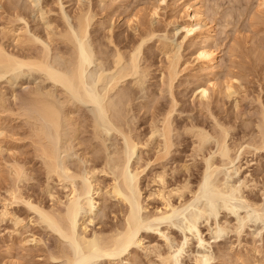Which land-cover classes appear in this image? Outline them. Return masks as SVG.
<instances>
[{
  "label": "bare ground",
  "instance_id": "6f19581e",
  "mask_svg": "<svg viewBox=\"0 0 264 264\" xmlns=\"http://www.w3.org/2000/svg\"><path fill=\"white\" fill-rule=\"evenodd\" d=\"M56 1L60 9L58 14L60 23L51 16L52 10L48 9L44 0L28 2L36 9L38 20L43 26L41 32L32 30L26 15L21 11L22 8L20 9L15 1H11V6L9 4L11 12L8 16L6 15L7 17L3 18L0 14V18L3 19V22H0V176L2 177L0 178L1 180L4 178L6 182L2 183L4 194H0V223L4 221L11 223V227L9 226L11 231L8 230L10 238L12 239V235L22 236L24 230H21L30 223L41 225L46 230V235L50 234L54 237L53 242L55 239L54 248H50V251L47 249L44 255L48 253L46 260L50 263L54 260L56 264H93L99 259L104 264L106 262L114 264L117 258L123 256L139 264L141 260L138 261V258H135L134 246L142 247L147 256L155 258L150 259L149 256L148 264H177L191 234L197 235L199 244L205 240L203 230L198 226L201 220H206V223L211 220L208 229L212 237L217 238L223 231H235L240 236L248 221L258 220V218L264 221V200L258 201L245 194L248 182L251 179L255 181V178L248 173L239 182L229 183L227 177L225 179L223 175H220L221 168L225 165L231 166L235 173L241 172L243 162L239 161L242 154L252 152L251 149L254 152L264 148V110L260 113L261 122L257 124L258 134L252 132L253 136L256 137V134L258 138H252L251 141L248 139L249 142L244 145L238 142V146L234 144L236 147L233 144L230 145L227 140L232 129L228 126L231 125L225 126V123L216 120V117L213 121H216L217 125L214 123L216 127H220L219 131L213 127L211 132L207 129L208 126L203 125V122L200 125L192 121L190 124L186 122L187 125L181 128V133L183 129L184 133L192 138V155H189L193 157V161H198L200 158L203 166L200 165L203 169L199 170L201 171L199 179L194 180L196 185L191 181V177L187 178V176L186 178L183 176L184 180L169 182L170 167L168 165L166 167L167 163L161 165L163 162L159 161L160 168H153L154 171H150L153 186L147 194L143 187V178L148 174L147 169L154 161L158 162L167 158L175 143L173 142L172 113L177 101L173 94V85L181 71L178 68L179 49L187 38L198 45L196 59L202 71L205 70L206 73L208 71L211 74L208 83H200L196 88L201 107L204 105L208 110L211 90L216 91L218 88L217 81L214 80L217 57L214 49L209 46L214 35L208 25L203 0L184 4L186 19L179 26L185 34L178 45L168 41L169 37L166 33L157 35L159 38L155 46L158 45L165 58V62L162 63L164 61L162 59L159 66L163 73L162 82L164 85L166 81L165 88L170 91L173 103L171 102L169 110L167 109L162 115L158 113L161 117L157 116V118V113L153 112L156 115L151 116L155 118H150L152 119L151 126L149 125L150 130L148 129V134L141 135L142 139L139 136H133L132 127L129 129L130 125L126 121L129 127L124 124V109L127 111V106L131 105L130 101L124 100H127V96L130 100V94L128 95L126 89L125 92L123 90L117 93L114 90H118L119 84L128 77L132 78L131 84L136 85L149 76V67L141 65V58L144 45L156 37V30L154 28L148 31L143 30L136 44L131 45L132 48L125 54L114 42L113 28L108 26L107 34L105 33L103 37L106 42L102 43L103 40H101L97 44L100 47H97L95 41L90 39L91 26L95 17L90 3L85 5L82 0H77L71 21L72 18L65 11L62 0ZM100 1L103 3L116 0ZM157 2L158 4L150 5V27L154 26V20L159 15V7L166 4L167 0H157ZM260 4L264 5V0H261ZM31 5L28 4L32 9ZM134 16L133 22L136 18L135 23L141 26V20L137 15ZM129 22H132L131 19ZM110 46L115 47L111 53L107 50ZM95 62L98 63V68L90 73L89 68ZM35 74L39 75L41 83L31 85L24 94L19 95L14 84L21 81L25 75ZM232 74L228 76L229 73L226 76L224 84V92L229 97L237 93L235 81L238 80V76ZM4 78L10 86L9 91L1 83ZM19 84L23 86L24 81ZM114 94L121 97L122 106L119 97L116 98ZM88 104L93 107L90 120L84 119L86 116L81 113L82 107ZM11 118L12 120L20 119L22 123L24 122L23 126H28L29 131L26 137L33 146L34 160L40 163L41 170H38L42 172L44 179L42 191L46 195L42 194V196H48L47 198L51 199L50 205L34 200L33 194L25 192L26 185L31 181L35 182L37 170L32 167V164L31 167L29 166L30 162L25 161L30 158L21 159L22 152L18 149L16 142H19L22 137H17L12 130L13 126L10 127ZM85 123L87 126L84 127ZM87 127L91 131L89 134L91 138L88 137L87 140L92 141L84 140V135L89 133L86 132L89 129ZM114 131L122 139L120 148L115 150L114 146L110 147L108 144ZM26 137L24 136V139ZM87 142H91L90 145ZM154 143L157 148L155 160L149 157L145 162L141 159L143 155L137 156L139 159L135 158L136 161L133 160L140 149L150 148ZM140 160H143V163ZM180 165L183 170L190 173L191 165L184 162ZM33 169L36 170L35 173ZM178 170L173 168L172 172L176 173ZM188 175L192 176V170ZM249 176L251 179L248 178ZM107 177L109 181L107 179L106 182L104 180ZM147 178L150 179V176ZM256 183L253 186H257ZM262 193L264 195V188ZM151 200L159 203L154 209L150 208ZM21 204L25 206V209L27 208L28 213L30 212L27 217L16 208ZM114 205H117V208L121 205L118 212L120 217ZM239 208H245L244 213L238 214ZM97 209L101 210L102 217L99 216L101 220L98 224L102 223V226L89 229L88 223L95 222V218L98 219L96 216L99 210L97 213ZM221 209L225 210L227 215L236 214L234 215L236 222L232 223V220L226 217L222 221L218 220L217 215ZM106 218H111L113 222L111 221L112 223L108 225L111 219L108 221ZM177 226L187 230L190 235L185 233L182 241L173 244L176 236L172 228ZM149 230L158 231L161 242L146 241L148 242L146 243L145 238ZM36 233L32 232L30 236L21 238L20 243L33 241L36 245L45 244L42 234ZM204 252L193 255L191 264H208L210 258ZM19 261L21 262L20 259L16 260L12 257L7 263L21 264L22 262ZM243 263L246 262L243 261ZM247 264L251 263L247 262Z\"/></svg>",
  "mask_w": 264,
  "mask_h": 264
},
{
  "label": "rangeland",
  "instance_id": "374dc122",
  "mask_svg": "<svg viewBox=\"0 0 264 264\" xmlns=\"http://www.w3.org/2000/svg\"><path fill=\"white\" fill-rule=\"evenodd\" d=\"M11 1L13 2L15 1V3H17L18 6H20L19 8L20 9L22 8L21 11L26 15L32 30L35 29L36 31L41 32L43 26L38 20L36 9H34L33 6L30 3H28L30 0H1L0 1L1 16L5 18L8 16V13L10 14L11 12L10 6L12 5ZM82 1L85 5L90 3L92 12L95 15L93 24L91 26L90 39H92V41H95L94 43L96 45L99 44L98 42H100L101 40H103L102 43L104 42L105 39L103 37L105 36V33L107 34V28L111 26L110 28H113V33H114L113 34L114 42L117 44V47H119L123 52H125V54H127L128 51L132 48L131 45L134 46L136 44V42L139 39V34L143 32V30L148 31L150 28H154L156 30L157 33L155 35L156 37H153L152 39H150V41H147L146 44L144 45L143 54L141 58L142 60L141 65L142 66L144 65L147 68L149 67L148 69L149 76L142 83L136 85L133 84L134 86L131 84L132 78L128 77L127 80L120 83L119 87H117L120 90L119 89L114 90L115 93H117L123 90L125 92L126 89V92L128 91V95L130 94L129 98L131 96L132 99L130 98L129 100L127 94L125 95L127 96L126 97L127 100L123 99L124 101H128V102L130 101L129 104H131L130 106H127L128 104H126L125 102V105L128 108H126L127 111L124 109V113L122 111V113L124 114V118H123L124 124L126 123L129 124L130 125L129 129H131L132 127L131 131L135 133L134 134L131 132L133 136L136 135L141 137L142 139L143 138L142 136L144 134L145 135L148 134L147 131L150 130V126H151L150 121H152V119L155 118L152 116L154 114L156 115L157 113L156 117L157 116L161 117L160 115L166 112L167 109L169 110V108L171 107V102L173 101L171 100L173 98L170 91L168 90V88H165L166 81L164 85L162 82L163 73H161L159 66H161L160 64L162 59L164 60L165 58L164 55L159 50L158 45L155 46L158 43L157 40L159 38L157 35L159 34L160 36L166 33L169 37V40L168 39L167 40L173 42L175 45H178L181 41V38L183 39V36L185 34L184 31L179 26V24H181L182 21L186 19L184 4L185 3L193 4L196 3L198 0H167L166 4L161 5L159 7V11H158L159 15L157 18H155L154 26L152 27H150L151 24H149L150 5L158 4L157 0H116L114 2L108 1L103 3L100 0H90V1L82 0ZM260 1L261 0H203V5L206 12L208 25L213 30L212 34L214 35L213 36L214 38H212V40L210 41L209 46L211 47V49H214L213 51L215 52L217 57V68H215L216 75L214 80L217 81L216 83L218 84V88L216 91L211 90V97L209 100L210 104H208L209 105L208 110L204 105H202V107L204 106V108H202L199 97H197L196 88L198 87V85H200V83L201 84L208 83L207 81L211 77V74H209L208 71L207 73L205 72V70L202 71V68L200 67L196 59V55H197L196 51L198 45L193 44L190 41V39L187 38L182 43V46L179 49L180 61L178 68L179 71L180 70L181 71L179 72V75L175 79L173 85V94L177 101V104L172 113L173 114L172 119L174 123L173 142L175 143L172 147L171 153L168 155L167 158L158 160V162L157 160L154 161L151 164V167L147 169L148 174L146 177L143 178V187L146 194L149 192V189L153 186L151 183V175L152 172L154 171L153 168L159 169L160 162H163L161 163V165L167 163L166 167L167 165L170 167V168L168 167L170 169V170L168 169L170 176L168 177L169 182L172 183V180L173 182L184 180L186 178L185 176H187V178L191 177V181L196 185L195 181H197L199 179V175H201L200 174L201 171L199 170L200 169L202 170L203 166L200 161L201 160L200 158H198V161L197 160L193 161V157H191L192 138L189 137L190 135L185 134L183 129H182L183 133H181V128H184V126L187 125L186 122L190 124V121H192L193 123L196 124L198 123L199 125L201 124V122H203V125L205 124L204 126L206 127L208 126L207 129L210 130L211 132H212L211 128L213 127L217 128V130L219 131L220 127L219 126L216 127L217 125L215 123L216 121H213L215 120L216 117L217 118L216 120L222 122L223 124L225 123L224 124L225 126L231 125L228 127L232 128L230 130L232 133L230 132L231 135L229 133L227 140L228 143L230 145L233 144L234 147H236L234 144L238 146L240 143H243L244 145L247 144L250 139L258 138L257 137L258 135H256L258 134L257 124L261 122V120H259L261 119L260 113H262V111L264 110L263 108L264 107V5L260 4ZM62 2L65 11L68 13L70 18H72L71 19L72 21L73 20L72 16L77 6V0H62ZM44 3L47 5L48 9L50 8L52 10L50 12V14H52L51 16L54 17L56 21L58 20L60 23L61 19H59L60 15H58L60 12V9L58 8L59 4H57L58 2L56 0H44ZM28 4L32 6L33 11L31 7L28 6ZM134 15L135 16L137 15L138 18L141 20L140 21L141 26H137V24L135 23L136 18L133 22ZM129 19H131L132 22H129ZM2 20L3 19L0 18V22H3ZM115 43L114 46L116 45ZM111 46L108 47L107 49L110 50L109 51L110 53L112 52L113 49L115 50V47L111 48ZM97 47L100 46L97 45ZM109 52L107 51V53ZM164 62L165 60L162 63ZM97 68H98V63L96 64L95 62L90 66L89 72L91 73V71H94ZM229 73L230 75H228ZM231 74L234 76L235 75L238 76V80L235 81V87L237 89V93L236 95L234 96L232 95L231 97H229L224 92L225 90L224 84H225L226 76L227 75L231 76ZM21 81H24L23 86H20L19 84V82ZM21 81L14 84L16 92L19 95L24 94L25 91H27L31 85L35 83H41V78L37 74L27 75V76L25 75ZM1 83L9 91L10 86L5 78L1 80ZM115 97L118 98L119 95L117 96L116 94ZM235 97L237 99V103H238L237 105H236ZM120 98L121 97H119V100ZM114 100L117 101L118 99H114ZM121 102L122 103H120V105L122 106L123 101ZM81 110H80L81 113L85 114L86 116L85 118L84 117L83 118L90 120L91 113L93 112L92 105L90 104L84 105ZM154 111L156 113H153ZM158 113H160V115ZM210 113L213 114L214 117L211 116ZM8 121H10V119H8ZM21 121L22 120L20 119L12 120L9 122V125L10 127L13 126L12 130L13 132L16 133L17 137L18 136L20 138L22 137V139L19 140V142L18 141L16 142V144L18 143L17 144L18 149L20 150V152H22L23 156L25 157L23 158L22 154H20L21 159L25 160L27 158L30 159L32 158L31 160L27 159L25 161H28V163L30 162L29 166L31 167L32 164V167H34L38 171L37 172L36 170L33 169L34 173L35 171L37 173V174L35 173V178L36 179L38 178L37 179L38 183L41 181L39 183V186L38 183L36 182V179H35L36 184L34 181L28 183L27 184L28 186L26 185L25 192L29 194H33L34 196L32 195V197L34 200H40L44 202V204L50 205L52 202L51 199L47 198L48 196L47 197L42 196V194L43 195L45 194L42 191V184L44 179H43V175H41L42 172L41 173L39 172V170H41L39 166L40 163H38V160H34L35 155L33 152L34 150L33 146L30 140L26 137L28 135L27 132L29 131L27 128L28 126L27 127L23 126L24 122L22 123ZM85 126H87V124L84 125V127ZM88 130H86V132L89 133L85 134L84 135L85 138L84 137L83 138L85 141L88 140L92 141L91 139L87 140L88 137L91 138L90 137L91 135L89 136V134H91L90 128ZM252 132L254 133L256 132L255 134L256 137L253 136L254 133ZM24 136L26 137L25 139ZM110 138H109L110 140L108 141L110 147L114 146V150L116 148H120L122 144L121 136H119L114 131V134H111ZM238 142L239 144H237ZM90 143L87 142V144L89 145ZM212 146H214V143H212ZM212 146L210 148H212ZM145 148L146 147H144L143 150L140 149L139 154L136 153L137 155H134L133 160L136 161V159H139L138 158L139 155L140 156L143 155L142 158L141 157L140 158L143 159L144 161L145 160L147 161L149 157L150 159L152 158V160L156 158L157 148L155 143L152 144L150 148L147 147L146 148L147 151L145 150ZM250 151L252 152H245L246 154L243 153L240 158L241 161L239 162L241 163L243 162L242 163L243 167L241 172L235 173L232 170L231 166L228 167V165H225L222 166L221 168L222 171L220 172L221 173L220 175H223L224 178L227 177V181L229 183L230 182L236 183L242 180L243 177L245 178V176H247V174L250 173V176L252 178H255L254 179L255 181H253V179H251L250 176L248 177L251 179V181L248 182V187H246V189L244 188L245 192H247L245 194L250 196V198L252 199L255 200L258 199V201H263L264 195L262 191L264 188V148L257 151L254 150V152L253 149H251ZM143 160H140V162L142 161L141 163H143ZM217 160L219 159L217 158ZM36 162L37 164H35ZM183 162L185 164L188 163V165H191L190 173L189 171L187 172L185 171V169L183 170L181 168L180 164H183ZM241 163H237V164H241ZM178 165H180V167ZM172 167L177 170L180 168L181 169L176 171V173L174 172L176 174L175 175L172 172L173 169ZM151 170L152 172H150ZM191 170H192V176L191 175L189 176L188 174H191ZM170 171H171V175H170ZM37 175L39 176L36 177ZM172 175L173 177H171ZM149 176L150 179L147 178ZM183 176L185 178H183ZM108 177L105 178L104 181H106ZM1 178H0V188H1L0 194L3 193L4 191L3 188L4 185L2 184L4 182V178L3 180H1ZM40 178H42V180ZM107 181H109V179ZM254 182L255 183L257 182L256 183L257 186H253V184L255 185ZM259 186L260 187L263 186V187L259 188ZM39 187L41 188V191ZM40 198H42L43 200ZM114 203H116L115 200ZM117 204L119 205L120 203L118 202ZM156 204L159 205L157 201L151 200L150 208L153 207L154 209V207L157 206ZM24 207L25 206L22 204L16 206V208H18L17 210H19L20 213H22V215L25 214L23 216L27 217L30 212L28 213L27 208L25 209ZM117 207L118 206L116 205L115 206L117 210L116 213L120 217L121 215L118 212L121 205L119 208ZM98 210L99 209H97L96 212ZM244 211L245 208H239V211L237 210V213L242 214L244 213ZM98 212H97L98 215L96 213L97 215L96 217L98 219L95 218V222L88 223L90 225L89 229L91 228L97 229L98 227L102 226V223L98 224V221L100 222L101 220V218H99V216H101L100 215L101 210H99ZM226 213L227 212H225V210L221 209L217 215L218 220L222 221L226 217L228 219L230 218V220H232V223L236 222L235 221L236 219H234L236 217V216L234 217V215L236 214L232 213L227 215ZM108 219L106 218V220ZM111 221L112 219L108 222V225L113 222ZM115 221L116 220L114 219V223H116ZM206 222H207L206 220L204 221L201 220L198 224L199 228L203 230V237L205 238L202 244H199L197 235L194 234L190 235L187 230H183V228L181 227L179 228L178 226L172 228V230L175 231L174 235L176 236V240L174 241L175 243L173 244H176L178 241L179 242L182 241L185 233H188V236L190 235L189 241L188 243L185 244L183 252L181 254L182 257L180 256L179 262L177 264H191L192 262L191 257H193V255L195 254H200V253L202 254L204 251H205L204 253L208 254L210 258L208 264H241L243 263V261L246 262L245 264H247V262L251 264H256V263L264 264V221L261 218H258V220L256 219V220L248 221L244 225L240 233V236L239 234L237 235L235 231H229L230 233L228 231L225 232L223 231L221 235L218 236V238L212 237V234L208 229V227L211 224V220H209L208 223ZM9 226L11 227V223L9 222L6 223L4 221L0 223V264L3 263L8 264L9 260H11L12 257L13 258L15 257L16 260L17 258L18 260L20 259L23 264H56V261L54 262V260L53 262L51 261V263L50 261L48 262V260H46L48 253L44 255L47 249L50 251L51 250L50 248L52 249L54 248L53 244H55V239L53 242L54 237L50 234L46 235V230H44L43 227H41V225L39 226L38 224H34V223L28 224L26 228L21 230V231L24 230V233L22 232L23 233L22 236L20 237L19 235L11 236L13 240L10 238L9 235V231H11L10 230L11 228H9ZM25 229L28 231H26ZM32 232L34 233L37 232L36 234L39 235L42 234V236L45 239V244L39 243L36 245L34 244L33 241L20 243L19 240L21 238L30 236ZM146 235L147 237L145 238V242L146 241L159 242L161 240V237L159 236L158 231L156 232V230H152V231L149 230ZM15 239L16 240L18 239L17 241L19 243ZM10 241L13 242V246L10 244ZM14 241L17 242V244ZM9 244L11 249L13 250L10 249ZM133 253H135L136 256ZM133 253L132 254L135 256V258L136 259L138 258V261L139 259L142 261V264L143 263L148 264L149 261L148 257L150 255L147 256L145 251L142 249V247L134 246ZM150 259H155V258L153 256H150ZM141 261H139L140 262L139 264H141ZM102 262L103 261L99 259L97 261H94L93 264H102ZM134 262L135 261L133 260L131 261L130 259H127L125 258V256H123L117 258L114 261V264H135L136 262L135 263ZM106 264H109V262H106Z\"/></svg>",
  "mask_w": 264,
  "mask_h": 264
}]
</instances>
